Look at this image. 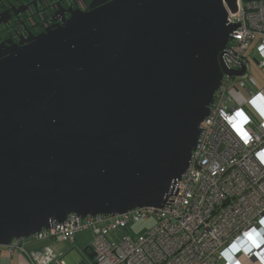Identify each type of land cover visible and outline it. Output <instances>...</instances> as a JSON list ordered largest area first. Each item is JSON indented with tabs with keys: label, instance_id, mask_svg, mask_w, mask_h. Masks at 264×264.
Returning <instances> with one entry per match:
<instances>
[{
	"label": "water",
	"instance_id": "obj_1",
	"mask_svg": "<svg viewBox=\"0 0 264 264\" xmlns=\"http://www.w3.org/2000/svg\"><path fill=\"white\" fill-rule=\"evenodd\" d=\"M228 10L236 0H105L6 51L0 246L71 213L165 203L229 72Z\"/></svg>",
	"mask_w": 264,
	"mask_h": 264
},
{
	"label": "built area",
	"instance_id": "obj_2",
	"mask_svg": "<svg viewBox=\"0 0 264 264\" xmlns=\"http://www.w3.org/2000/svg\"><path fill=\"white\" fill-rule=\"evenodd\" d=\"M227 20L238 24L224 47L222 75L199 125L189 165L163 207L123 213L68 214L29 238L74 240L89 231L96 264H264V83L256 87L252 61L264 67V0H236ZM242 69V73H233ZM152 224L134 237L111 238L139 221ZM252 231L257 247L245 233ZM24 249V248H23ZM32 264H67L52 250Z\"/></svg>",
	"mask_w": 264,
	"mask_h": 264
},
{
	"label": "flooded vegetation",
	"instance_id": "obj_3",
	"mask_svg": "<svg viewBox=\"0 0 264 264\" xmlns=\"http://www.w3.org/2000/svg\"><path fill=\"white\" fill-rule=\"evenodd\" d=\"M105 0H0V58L12 46L62 25L73 12L87 11Z\"/></svg>",
	"mask_w": 264,
	"mask_h": 264
},
{
	"label": "crops",
	"instance_id": "obj_4",
	"mask_svg": "<svg viewBox=\"0 0 264 264\" xmlns=\"http://www.w3.org/2000/svg\"><path fill=\"white\" fill-rule=\"evenodd\" d=\"M21 243V248L0 246V264H32L31 256L42 254L49 249L67 264H95L94 257L89 256L90 234L87 231L78 232L72 241L46 238L24 239Z\"/></svg>",
	"mask_w": 264,
	"mask_h": 264
},
{
	"label": "rangeland",
	"instance_id": "obj_5",
	"mask_svg": "<svg viewBox=\"0 0 264 264\" xmlns=\"http://www.w3.org/2000/svg\"><path fill=\"white\" fill-rule=\"evenodd\" d=\"M241 71H243V70L239 69L236 72L233 71V73H242ZM251 72L253 73V76L256 80V84H255L256 87H260L261 85H263V83H264V67L260 68L254 61H252ZM151 224H152V221L150 219L146 220V221H139L136 223H131L128 226H125L123 228L118 229L114 235H111V238L119 239L122 235H129L131 237H134L138 233L142 232L145 227L150 226ZM9 245H3V246L9 247ZM94 259H95V252H94ZM95 264H96V262H95Z\"/></svg>",
	"mask_w": 264,
	"mask_h": 264
},
{
	"label": "snow or ice",
	"instance_id": "obj_6",
	"mask_svg": "<svg viewBox=\"0 0 264 264\" xmlns=\"http://www.w3.org/2000/svg\"><path fill=\"white\" fill-rule=\"evenodd\" d=\"M225 2L227 3V0H225ZM245 235L248 237V239H249L250 241H252V243H253L254 245H256L257 247L260 246V245L257 243L256 239H255V235H257V234H255V233L252 232V231H249V232L245 233Z\"/></svg>",
	"mask_w": 264,
	"mask_h": 264
},
{
	"label": "bare ground",
	"instance_id": "obj_7",
	"mask_svg": "<svg viewBox=\"0 0 264 264\" xmlns=\"http://www.w3.org/2000/svg\"><path fill=\"white\" fill-rule=\"evenodd\" d=\"M177 179H178V178H177ZM174 181H175V180H174ZM174 181H173V182H174ZM173 182H172V184H174ZM172 186H173V185H171V189H170V191H169V192H172ZM164 204H165V203H164ZM164 204H163V205H164ZM163 205H162V206H160V207H158V208H161V207H163Z\"/></svg>",
	"mask_w": 264,
	"mask_h": 264
},
{
	"label": "trees",
	"instance_id": "obj_8",
	"mask_svg": "<svg viewBox=\"0 0 264 264\" xmlns=\"http://www.w3.org/2000/svg\"><path fill=\"white\" fill-rule=\"evenodd\" d=\"M89 234H90V232L89 231H87ZM90 240H91V235H90Z\"/></svg>",
	"mask_w": 264,
	"mask_h": 264
}]
</instances>
